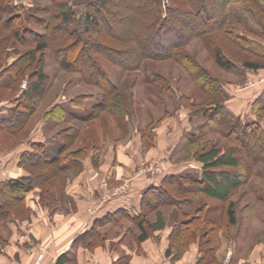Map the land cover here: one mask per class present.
<instances>
[{
	"label": "rangeland",
	"instance_id": "1",
	"mask_svg": "<svg viewBox=\"0 0 264 264\" xmlns=\"http://www.w3.org/2000/svg\"><path fill=\"white\" fill-rule=\"evenodd\" d=\"M116 1L124 21L114 20L113 25L107 23L105 27L119 40L130 39L136 30L130 27L129 19L138 11L148 9V4H141L138 0ZM36 2L41 6L51 5V0H14L15 5L24 6L23 13L32 11ZM76 2L71 1V4L80 14L83 4ZM207 2L208 11L211 3L216 8L221 5L228 8L232 20L239 27L238 30L235 29L239 35L247 28L254 30L256 35L252 37L251 46L264 52V38L261 37L264 32V5L262 7L257 0H214L210 4V0ZM162 4L164 16L168 14L170 18L169 8L180 10L178 13L182 12L185 15L195 11L203 1L162 0ZM51 14L49 11L38 13L37 16L48 21ZM173 19L180 33L165 29L158 37L152 38L146 34L140 41L142 50L139 45L124 44L127 42L114 44L116 48L132 51L128 61L132 64L138 62L141 64L136 70H123L113 63L114 56L113 58L111 55L98 56L102 69L107 72L125 99L122 115L102 111L96 118L86 122L71 117L68 111H65L62 122H56L51 114L48 115V111L51 108L55 109L57 105L70 107L69 100L78 96H90L85 102V107L89 108L99 101L97 98L99 95H104L102 88L84 83L80 73L64 71L54 57L53 50L56 47L51 46L45 55L47 90L40 97L36 96L33 102L36 107L34 112L17 131L0 129V173L2 169L8 170V175L0 182L22 179L26 184L34 183L26 195L27 203L28 200H37L42 207L51 210L57 209L62 200L70 199L66 192L67 184L77 179L83 172L88 174L91 170L93 174L91 181L99 182L106 190L101 196V201L135 195V189L143 186L145 190L140 189L139 195H135L141 199L142 205L145 193L152 186L161 184L165 177L188 168L201 169L202 165L199 162L188 158L187 139L190 134L202 139L203 143L208 142L210 146L214 143L223 148L231 146L227 137L222 135L218 124L210 122L208 118L193 115L192 107H211V101L216 96L205 91L202 85L193 80L189 68L192 66L205 68L216 79L215 82L221 91L219 96H223L222 101L225 100L226 109L247 121L255 119L252 103L264 95V69H246L243 61L259 58L233 46L224 32L223 16L216 11L209 15L203 13L199 23L185 18ZM32 26L33 30L40 34L49 33L45 24L34 22ZM54 34L60 36L62 31L57 30ZM149 45H152V50H149L151 47ZM174 45L178 46L177 51L166 58L153 60L142 57L143 52L163 55L171 52ZM33 46L34 44L21 45L19 52L28 51ZM10 49H13V44ZM216 49H221L223 54L233 59L235 62L233 69H223L216 64L214 58ZM18 56V53H12L8 57V62L13 63ZM86 58L82 56V60L86 61ZM76 67L78 70L86 68L82 61L78 62ZM156 76L160 78L157 79ZM8 79L9 74L4 77L5 81ZM31 82L28 75H22L15 79L11 87L0 89V110L15 107L19 102L17 98L23 96ZM17 94L19 95L16 97ZM4 115L9 114L6 112L1 116ZM262 125L264 127V119ZM71 126H77L79 131L73 142L67 143L68 141L62 140L61 131ZM243 137L240 135V139L247 142ZM40 139L42 142L50 141L48 146L52 153H56L58 146L67 144L62 154L67 167L58 175L51 177L47 174L45 179L39 173L40 168L45 167L43 163L36 167L20 165L22 155L34 152L33 144L40 142ZM17 159L19 160L17 169L20 173H12L9 171L10 168L7 169L8 163L11 161L12 167ZM253 170L248 185L239 189L234 196L237 202V223L231 227L229 235L230 241L236 245L241 244V241L256 243L264 237V200H260L255 191L256 187L264 189V164L256 163ZM50 197L55 201V203L53 200L50 201L54 206L51 208L45 202L46 199L49 201ZM203 204L211 207L210 215L219 218L221 203L203 194L196 195L194 206L186 207V210L192 214L193 210ZM160 210L165 212L172 222L174 208L168 206ZM90 211L93 214L95 210ZM156 212L157 210L149 212L148 217L151 221L156 218ZM121 221L123 225L128 226L131 222L134 223L127 218ZM3 226L0 227V234L7 232ZM222 231L224 232V229ZM220 250L221 248L218 253Z\"/></svg>",
	"mask_w": 264,
	"mask_h": 264
},
{
	"label": "trees",
	"instance_id": "2",
	"mask_svg": "<svg viewBox=\"0 0 264 264\" xmlns=\"http://www.w3.org/2000/svg\"><path fill=\"white\" fill-rule=\"evenodd\" d=\"M71 1L83 4L80 14ZM138 1H141V4L147 3L148 9L138 11L132 19H129L130 27L136 30L133 37L119 40L110 29L105 27L107 23L113 25L114 20L124 21L116 0H51L49 6H41L39 2L38 4L36 2L32 11L29 10L28 13H23L24 6L15 5L14 0H0V89L11 87L18 76L28 75L32 81L23 96L17 98L18 104L13 108H8L9 115L3 121L6 129L17 131L22 128L24 122L29 119L36 108L33 103L36 96L40 97L46 92L48 75L44 70L45 55L51 46L56 47L53 50L54 57L64 71L78 72L84 83L95 85L104 90V95H99L97 97L99 101L89 108L85 107L86 100L90 99L88 95L69 100L70 107L57 105L55 109L51 108L48 115L51 114L56 122L64 121L65 111H68L71 117L85 122L93 120L102 111L122 115L125 99L116 89L117 86L107 72L102 69L98 56L111 55V58L114 56L113 63L123 70L138 69L141 66L140 62L132 64L128 61L132 51L116 48L114 44L127 42L124 44L140 46L142 36L147 34L152 38L158 37L165 29L180 33L179 28L174 25L173 18H185L199 23L203 13L209 15L214 11L218 12L223 16L224 32L233 46L259 58L244 60V68L249 70L264 69V62H260V60L264 61V52L255 50L251 46L252 37L256 35L255 31L247 28L242 32V35H239L235 31L239 27L232 20L230 11L224 5L216 8L211 3L214 0H210V11H208L206 9L208 0H202L203 4L195 11L185 15L182 12L178 13L180 10L169 8L170 18H168V14L164 16L162 0ZM257 1L263 7L264 0ZM49 11L52 14L48 21L37 16L38 13H48ZM34 22L47 25L49 33L40 34L33 30ZM57 30L62 31L60 36L54 34ZM261 37L264 38V32ZM28 41L33 42L29 43ZM12 44L13 49H10ZM29 44H34V46L23 53L19 52L21 45ZM149 46H151L149 50H152V45ZM173 47L171 52L163 55L143 52L142 57L153 60L166 58L177 51L178 46ZM141 48L142 46H140ZM140 49L138 48V50ZM220 50L216 49L214 52L216 64L223 69H233L235 67L233 59L228 58ZM12 53H18L19 56L10 64L8 57ZM67 54L72 56H65ZM63 56L65 57L62 58ZM82 56L87 57L86 61L82 60ZM81 61L84 62L86 68L78 70L76 64ZM189 70L195 82L202 85L205 91L216 96L211 101V107H192L193 115L208 118L210 122L218 124L221 127L222 135L227 137L231 146L223 148L215 143L210 146L208 142L203 143L202 139L190 134L187 139L189 142L188 158L199 162L202 165L201 169L188 168L180 173L169 175L163 179L161 184L152 186L143 197L139 214L132 216L127 211H119L112 218L102 221H120L123 218L134 221L140 230L137 240L141 243L148 239L154 231L163 229L166 221L160 209L172 206L174 208L171 216L173 230L167 253L175 251L178 257L182 256L191 244L196 242L201 253L200 264H220L217 254L222 245V237H230L229 230L237 223V202L234 200V196L239 189L248 185L256 163L264 164V127L262 125L264 95L252 103V113L255 119L246 121L226 109V102L222 101L223 96H219L221 91L215 82L216 79L205 68L192 66ZM7 74L10 79L5 81L4 77ZM156 78L160 77L156 76ZM78 131L77 126H71L62 130V136L61 134L60 136L63 137V141L66 140L67 143H70L76 138ZM240 135H243L247 142L242 141ZM49 144L50 141L34 143V152L24 153L20 165L36 167L43 163L45 167L40 168L39 173L44 179L47 174H50L51 177L58 175L67 167V164L64 163L65 157L62 156L67 144L58 146L56 153H52ZM33 184H26L22 179H9L0 182V227L3 225L5 227L10 222L30 219L32 209L28 206L26 195L32 189ZM256 188L257 196L263 201L264 189ZM198 194H203L209 199L221 203L219 218L210 215L211 207L206 204L197 207L192 214L186 210V207L194 206ZM52 200L51 197L49 201L45 200L50 208L54 207L50 204ZM53 203H55L54 200ZM155 210H157L156 221L153 222L149 219L148 214ZM84 239H87L88 242L103 241V234L97 230L95 225L81 236V240ZM1 246L0 239V248ZM56 264L75 263L68 262L67 256L63 255Z\"/></svg>",
	"mask_w": 264,
	"mask_h": 264
},
{
	"label": "crops",
	"instance_id": "3",
	"mask_svg": "<svg viewBox=\"0 0 264 264\" xmlns=\"http://www.w3.org/2000/svg\"><path fill=\"white\" fill-rule=\"evenodd\" d=\"M6 112L8 109L0 110V129L6 128L3 121L7 116H1ZM18 161L13 162L12 167L9 161L7 169L18 172ZM7 173L8 170L2 169L0 181ZM92 175L91 170L88 174L83 172L67 184L70 199L62 200L57 209L50 210L37 200H28L32 209L30 219L10 222L4 227L6 234H0V264H36L40 254L43 258L39 264H56L63 255L75 264H200L201 253L196 242L182 256L178 257L175 251L167 253L173 223L163 211L166 225L141 243L137 240L140 230L136 223L128 226L121 220L102 221L119 211L136 215L141 206L138 191H144L145 187L135 189L137 197L130 194L125 198L101 201L106 190L99 182L91 181ZM95 225L103 234V241L81 240V236ZM220 248L217 254L220 264H264V237L256 243L241 241L238 245L230 241V237H222Z\"/></svg>",
	"mask_w": 264,
	"mask_h": 264
},
{
	"label": "built area",
	"instance_id": "4",
	"mask_svg": "<svg viewBox=\"0 0 264 264\" xmlns=\"http://www.w3.org/2000/svg\"><path fill=\"white\" fill-rule=\"evenodd\" d=\"M43 254L38 255L36 264H39V262L42 260Z\"/></svg>",
	"mask_w": 264,
	"mask_h": 264
}]
</instances>
